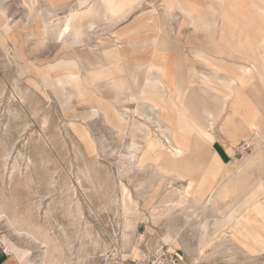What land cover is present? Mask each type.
<instances>
[{
  "label": "rangeland",
  "instance_id": "1",
  "mask_svg": "<svg viewBox=\"0 0 264 264\" xmlns=\"http://www.w3.org/2000/svg\"><path fill=\"white\" fill-rule=\"evenodd\" d=\"M211 1L202 2L207 5ZM175 2L177 7L170 10L168 0H78L76 4L81 9L79 14L82 18L76 17L71 24L73 32L82 34V43L74 44L53 38L43 41L39 37L35 40L28 31L11 38L9 34L24 23L25 29L34 30L36 27L40 35L41 32L44 34L42 6L45 4L40 0H0V201L7 216H17L16 210H19V216L23 213L20 216L22 219L17 216L23 228L28 226V220L33 219L37 225L61 237L63 231L71 240L85 236L81 240L86 242L82 260L71 250L60 264H79L80 260V264L158 260L164 258L161 248L167 256L178 257L177 264H264V247L259 250V255H255L243 247L240 238L231 236L216 238L214 244L200 256L195 237L198 222L194 218L210 191L222 186L225 183L222 181L231 175V171L224 170L209 156L211 151L222 152L223 143L230 151H235V161L229 164L231 169L252 154L255 158L251 160V165L245 166L237 177L226 184L225 196L216 202L218 208L223 213L231 210L230 215L236 220L252 205L264 215V33L259 35L249 31L254 43L248 58L244 50L236 48L234 52L233 47L227 48L225 54L229 55L227 51L237 53L232 57L214 54L216 63L232 67L241 63L256 64L262 72L261 77L243 90L247 99L260 108V117L254 123L242 113L246 110L245 106L240 111L228 101L222 115L226 127L214 126L207 117L209 110L216 113L217 101L201 87L191 88L187 93L185 104L189 106L188 113L204 118L205 122L188 128L193 138L189 148H173V166L169 172L182 174L187 179L192 173L198 175L199 181L190 196L187 179L173 175L171 180L166 178L158 182L160 176L154 167L138 169L136 162L130 161L127 155L129 137L107 125L102 114L97 112L91 94L84 101L79 100L71 86L72 74L87 79L80 52L89 54L96 71L109 70L117 74V68L123 66V59L107 54L109 47L118 45L123 53L131 51L134 46L145 49L142 59H148L150 44L156 42V37L168 41L173 64H178L176 59L181 57L187 78L192 80L193 85H199L200 73L211 74L195 56L197 47L207 42L206 35L190 32L188 25L181 24L183 2ZM241 2L242 10H246L252 0ZM73 4L75 2L53 13L51 28L64 25L69 6ZM131 7L136 13L126 20H137L141 13V20L148 13L150 16L142 21L141 30L133 38L123 37L122 43V35L116 27L122 12ZM231 14L235 13L231 11ZM97 18L111 19L109 23L113 25L99 26L102 23ZM149 19L153 21L151 25L147 23ZM221 27L217 26L216 37L220 38L221 33H225L227 44H234L233 32L219 31ZM244 28L249 29L242 18L236 34L243 35ZM129 40L136 41H131V45ZM15 43L20 46L23 59L15 54ZM214 45L221 46L218 43ZM210 51L214 53L212 48ZM30 63L35 65L36 70ZM105 94L112 97L111 92L106 91ZM117 106L127 119L138 117V113L135 115L134 112L135 102L119 103ZM157 110L156 107H146L141 112L153 117ZM234 112L237 113L235 117ZM203 129L211 132V137H205ZM201 149L203 161L209 160L208 163L201 162ZM123 186L130 190L139 204L138 218L126 228L121 207ZM190 218L193 221L188 224L184 238H181L183 243L171 245L168 235L174 236ZM210 221L213 222V219ZM0 231L6 234L8 240L27 250L26 255L31 257L33 264H41L43 249L34 247L35 244L15 231L5 218L0 220ZM125 231L130 233L127 242L123 237ZM81 241L75 240L76 247ZM134 246L140 249L141 257L133 254Z\"/></svg>",
  "mask_w": 264,
  "mask_h": 264
},
{
  "label": "bare ground",
  "instance_id": "2",
  "mask_svg": "<svg viewBox=\"0 0 264 264\" xmlns=\"http://www.w3.org/2000/svg\"><path fill=\"white\" fill-rule=\"evenodd\" d=\"M239 6H243V4L240 3ZM76 17L78 19L82 18L79 12L75 14L73 19ZM198 18L202 19L200 15ZM73 19L69 24L67 23L64 29L60 31L50 30L48 33H52L56 35V37L62 39L68 36H77L74 39H79L82 34L73 32L71 24ZM25 28L26 23L21 26L19 25L9 36L14 38L28 31L29 36L33 37L35 40L39 39V37L42 38V32L40 35L38 32ZM44 28L45 33H47V29H51V25H44ZM144 45L146 44L144 43ZM149 48L151 52H147L149 58L146 59L144 64L128 66L126 63L127 59L132 58L133 55L145 53V49H139L134 46L131 51L123 53L119 50L118 45L109 47L106 52L107 54H112L114 57L120 56V58L122 57L123 59V66L122 68H117V70H119L117 74L114 72L111 73L109 70L96 71L95 64L89 54L80 52V59H82L87 70V79L84 80L79 75L72 74L71 86L75 90V94L79 100L84 101L88 94H91L94 98L97 112L102 114L107 125L113 127L119 134L129 137V141H127V155L130 161L136 162L138 169L142 170L148 166L154 167L160 176L158 182L166 178L171 180L173 179V175H176V178L187 179L182 174L169 172V169L173 166L172 161L175 147L187 149L193 143L192 134L188 131V128L191 126H199L198 117L196 118L195 115H190L188 113V107L184 106L186 92L189 88L196 86L192 84V80L190 81L187 78L181 62V57L176 59L178 64H173L174 62L169 57V43H151ZM15 49V54L23 59V52L16 43ZM195 56L198 62L203 64L205 69L211 72L210 75L204 72L200 73V84L197 86L202 87L205 92H208V94L217 101L215 105L217 114L214 110H210L209 114L214 118L212 120L213 125L215 126L217 121L219 122L221 119H224L221 115L226 111L228 101L233 103L231 106L235 107V104L239 109L245 106L246 110L242 113L245 118L254 123L255 120L259 118L260 113L258 110L250 109H257L258 106L247 99L243 93L244 88L239 86V82L241 83L243 81L241 79L246 73L245 67L241 66L234 68L232 66H224L216 63V57L208 55L205 52L203 53L201 49L195 51ZM30 64L33 69L36 70L35 65L33 63ZM106 91L112 93L111 98L106 96ZM130 102H135V115L138 113V117L132 120L127 119L126 115H124L117 106L119 103L124 104ZM146 107L158 108V110L154 112L155 116L151 117L143 114L141 110ZM236 115L237 113L234 112L233 117ZM158 131L161 135H159ZM202 132H204L205 137H211V132L204 131V129ZM209 153L210 157L216 156L215 151ZM199 158L202 163L209 162V160L203 161L202 149L199 152ZM254 158L255 154H252L234 169L226 167V171H231V175L227 180L225 178V181H222L225 182L222 186L219 188L216 187L217 189L214 190L212 189L210 195L203 202L200 209L195 212H198L195 214L194 218L195 221L198 222L195 237L197 239V252L200 256H203L207 249L214 244L215 239L220 236L221 238L226 236H231L235 239L240 238L243 247L246 248L249 253L253 254L257 252L254 244H264V215L261 214L258 209L248 207L241 213L238 220L235 221L230 215L231 210L223 213L216 203L220 200L219 198H223L225 191L227 192L225 189L226 184L231 182L234 177H237L242 169L248 166ZM198 181L199 177L196 173H192L191 176L188 177V196H190L191 191ZM8 198L10 199V197ZM121 207L125 217V228L131 227L132 221L138 218L139 204L126 186L122 187ZM4 211L3 203L0 201V220L5 218V220L14 227L15 231L30 239V242L35 244L34 247L43 249L41 264H60L65 260L66 253H69L71 250H74V254L78 255L80 259L83 256L86 242L81 240L85 238V236H77L78 238H75L76 241H81L80 245L76 247L74 243L75 240H71L65 231H63V237L57 233L52 234L50 229L37 225L33 219L28 220V226L23 228L19 224V222L21 223L19 220L22 219L20 216L22 217L23 213L19 216V210L18 212L17 210L15 211V214L20 218L18 219L15 215L14 217L7 216L6 213L4 214ZM210 219H213V222H211ZM192 221L193 218L186 220L185 224L177 229L178 231L174 236L169 234L167 237L168 242L175 246L180 245V243L182 244L181 238H184L185 230ZM123 237L125 242H127L130 238V233L125 231ZM3 238L13 252L10 256L11 260L15 261L17 264H33L31 257L26 255L27 250L21 246H17L11 240H8L6 234H4ZM31 246L33 245L31 244ZM133 254L136 257H141V251L137 246L133 247Z\"/></svg>",
  "mask_w": 264,
  "mask_h": 264
},
{
  "label": "crops",
  "instance_id": "3",
  "mask_svg": "<svg viewBox=\"0 0 264 264\" xmlns=\"http://www.w3.org/2000/svg\"><path fill=\"white\" fill-rule=\"evenodd\" d=\"M40 1L43 4H45V6H42V16L44 19L43 20L44 24L42 25V28H44V25H51L50 19L53 16V13H55L62 6H66L71 2H75V4H73V5H76L75 7H73V5L69 6V13L67 14L68 18L62 27L56 28V29L55 28L47 29V33H45L46 36L44 34H42L43 41H45L46 39H49V38H53L56 40H66L67 43H82V36L79 39H74L77 36H68V37L62 39V38L56 37V35H53L52 33H48L50 30L51 31L52 30L60 31L66 27L67 23L69 24V22L74 18L75 14L81 10L79 8V5L76 4L78 2V0H40ZM175 1L176 0H168L170 10H172L173 7H177ZM180 1L183 2V6H184V11L182 13L184 15V17L182 18L183 20L181 21V24H182V22H184L185 25H188V27L190 28V30H189L190 32L202 33V34L206 35L204 38L207 39V42L206 43L202 42L201 46L197 47L196 50L201 49L203 53L205 52L208 55L212 54V56H214V54L217 55L218 53H220L219 55H221V57H232L233 54H237V53H230L229 51H227V54H229V55L225 56V54H226L227 48L229 49V48L233 47L231 49L234 52H235L236 48H240V49L244 50L243 53L248 58V57H250L249 51L252 50L250 47H252V45L254 43V39L251 37L249 31H253L254 32L253 34H259V35H262L264 33V1L260 2V1L252 0V3L250 4V8H248L246 10H242L241 7H243V6H239V4L242 3L241 0H212L207 5H205L202 2L203 0L201 2L196 1V0H180ZM137 7H139V5L136 6V8ZM76 8H78V9H76ZM125 10H127V12H125ZM125 10L120 15L122 17H121V19L119 18L120 19L118 21L119 24H117V27H116V29L118 28V31H120V33L122 35V37L120 38L121 42H122L123 37L133 38V36L141 30L142 21L144 22L146 20L147 16H150L148 13V15H145L144 16L145 18L143 20H141V18H140L141 14H142L141 13V14H138L139 19H137V20H135L134 18L131 20H129V19L126 20L128 16L135 14L136 12L133 11L134 7L127 8ZM195 10H197V11H195ZM231 11H233L235 14L234 15L231 14ZM126 13H128V14L123 15ZM144 13L146 14V12H144ZM199 15L202 19L198 18ZM123 16L124 17L126 16V17L124 18ZM108 17H109V15H108ZM242 18H244L246 20L249 29L244 28L243 35L242 34L239 35V34H236L235 30L239 25H241ZM110 20L111 19L107 20L106 18H99V19L97 18V21L102 23L99 26H102L105 24L113 25V23H109ZM200 20H202V21H200ZM160 21L162 22L163 19L161 18ZM152 22L153 21L151 19H149L147 21L148 25H151ZM158 24L160 25L159 20L157 22V27L159 28ZM218 25L219 26L222 25V27L219 29V31L227 30V31L233 32V35H231V37L234 38V41H235L234 44H227L226 38L224 36L225 33L224 34L221 33L220 38L216 37ZM32 31L38 32L36 30V27ZM200 36H202V35H200ZM155 40H156V42H154V43H168V41L162 37H156ZM131 41L135 42L136 40H129L128 43H130ZM122 43H124V42H122ZM214 43L221 44V46H218V45L215 46ZM211 48L213 49V51L216 50L219 52L215 51L214 53H212L210 51ZM216 48H218V49H216ZM222 50H224V52ZM210 52H211V54H210ZM143 53L133 55L132 58L127 59V61H126L127 65L128 66H136L139 64H144L146 62V59H142ZM128 56H131V55H128ZM245 56H244V58H245ZM187 61H185V62H187ZM241 66L245 67V69H246V73L244 74V76L241 79L243 81L241 83L239 82V86L241 88H245V87L247 88L249 85L254 83L257 78H259L263 75L256 64L246 65L244 63H241V64H238L237 66H234V68L235 67H241ZM185 68H190V67L186 66ZM244 81L246 82L245 84H244ZM192 88H200V86H196V87H192ZM190 89L191 88H189V90ZM188 91L186 92L185 100L187 98ZM184 106L188 107V111H189V106L187 104H185V101H184ZM234 106L238 107L235 104H234ZM259 109L260 108L258 107L257 109L251 108L250 110L260 111ZM194 110H196V109H194ZM208 112H210V110ZM216 113H217V111H216ZM222 115H221V117H222ZM207 118H208V121H211V122L214 119L211 117V115H208ZM202 119H204V118L198 117V123L200 125L205 122ZM226 124L227 123H226L225 119H221V121H219V122L217 121V123H216V125L219 126L220 128L226 127ZM222 137H223V135H222ZM219 142L223 143L220 140H219ZM223 144L221 145L222 146L221 147L222 152L216 151L217 152V153L215 152L216 156H212V157H210V159H215L218 163H220L222 165L224 170H226V167L230 168L229 164L233 163L235 161V157H234L235 151L234 150L230 151L228 149V147H226ZM250 207L258 209L257 206H254V205H252ZM235 221H236V219H235ZM254 247L257 250L255 255H259V250H262V248L264 247V244H261V245L254 244ZM0 264H16V263H15V261L11 260V257H5L0 252Z\"/></svg>",
  "mask_w": 264,
  "mask_h": 264
},
{
  "label": "built area",
  "instance_id": "4",
  "mask_svg": "<svg viewBox=\"0 0 264 264\" xmlns=\"http://www.w3.org/2000/svg\"><path fill=\"white\" fill-rule=\"evenodd\" d=\"M4 234L0 231V252L5 257H10L13 252L10 249V247L7 245V243L4 241ZM160 253L164 258L161 259H132L129 261H120L117 264H177L178 257H175L174 255H171V257L167 256L166 251L161 248Z\"/></svg>",
  "mask_w": 264,
  "mask_h": 264
}]
</instances>
